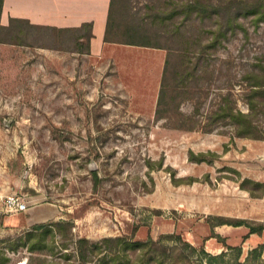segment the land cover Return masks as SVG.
Returning <instances> with one entry per match:
<instances>
[{"label":"rangeland","instance_id":"obj_1","mask_svg":"<svg viewBox=\"0 0 264 264\" xmlns=\"http://www.w3.org/2000/svg\"><path fill=\"white\" fill-rule=\"evenodd\" d=\"M114 11L166 48H104L117 75L73 48H36L54 45L41 32L0 44V264H79L80 239L105 237L130 243L124 264H264V229L246 225L264 226V102L257 138L210 115L225 99L248 112L264 0H117ZM12 195L27 209L9 211ZM105 251H87L85 264Z\"/></svg>","mask_w":264,"mask_h":264},{"label":"trees","instance_id":"obj_2","mask_svg":"<svg viewBox=\"0 0 264 264\" xmlns=\"http://www.w3.org/2000/svg\"><path fill=\"white\" fill-rule=\"evenodd\" d=\"M117 0H111L110 6L108 10V17H107V23H106V29L104 33V40L110 41V42H119V43H127V44H134V45H141V46H149V47H156V48H166L164 45L160 44L158 41H151L147 39L145 35L146 27L142 26H135L131 23L124 24L122 22L118 23V21L115 20V11H114V5ZM2 3L3 0H0V15L2 10ZM18 20L11 18L9 21V24L4 26L0 23V42H11L15 43L20 40L21 34L23 33V30L21 28L16 29V23ZM28 24V22H26ZM5 35V37H1V35ZM157 37H161L159 33L157 32L154 34ZM92 31H91V24L90 23H83L82 24V48H74L77 49V51L81 53H88L89 52V40L92 37ZM19 37V38H18ZM18 38V39H17ZM157 39V38H156ZM170 58L166 56L164 60L163 65V72L162 77L160 81V86L158 90V95L156 99V109H155V116L158 119L168 118L167 115H165V105L168 100V95L165 93V84H164V76L168 72L169 64H170ZM173 60V59H172ZM176 74V71L174 72ZM245 81L247 84V91L245 94V100L247 102L248 106V112H242L232 106H228L229 101L231 100H224L223 105L221 103L218 104L217 109L214 110L210 115L211 117H214L215 120L224 121L229 120L233 124V131L234 135L236 136H248L257 138L259 137L257 134H254L251 130L252 128V122H253V113L255 111V108L257 104L264 102V65H261L256 69V71H252L250 73H247L245 76ZM166 100V101H165ZM180 114V112H179ZM214 119H209V122L206 124V128H203L205 130H209L211 125L214 123ZM195 127V124L190 126V129ZM96 178V175L94 174V179ZM242 222L236 223V225L241 224ZM60 222H41L33 225V230H48L51 229L54 225H59ZM249 227V233H257L260 234L262 229H264V226H253L251 224H246ZM31 233H28V237ZM79 242H82V254L80 257L79 264H85L86 263V252L92 251L93 248L100 249L104 247L106 249L104 256V261L102 264H124L123 260L127 263V256H124L121 252H124L127 247L130 245V243H126L122 238L120 237H105L101 239L99 242L95 243H89V241L86 238L80 239ZM85 245H84V243ZM110 243V244H109ZM115 244L114 251L111 250V244ZM136 247L140 252V258L139 262L143 260V249H142V242H135L134 243ZM87 245V246H86ZM30 250H33L32 247H30ZM148 253V252H147ZM107 258V259H106ZM138 262V263H139Z\"/></svg>","mask_w":264,"mask_h":264},{"label":"crops","instance_id":"obj_3","mask_svg":"<svg viewBox=\"0 0 264 264\" xmlns=\"http://www.w3.org/2000/svg\"><path fill=\"white\" fill-rule=\"evenodd\" d=\"M111 0H3L0 23L9 24L11 18L18 20L16 29L21 28V37L41 32L54 45L36 48H82V24L90 23L92 37L89 40V55L111 61L119 75V67L112 57L105 58L104 48H146L148 46L110 42L104 40L108 10ZM28 22V24L26 23ZM51 36V37H50ZM23 44L22 40L0 42V44ZM3 47V46H2ZM94 48H97L94 50ZM156 48V47H155ZM128 68V67H127ZM126 68V69H127ZM120 85L129 93L126 83ZM158 95V93H157Z\"/></svg>","mask_w":264,"mask_h":264},{"label":"built area","instance_id":"obj_4","mask_svg":"<svg viewBox=\"0 0 264 264\" xmlns=\"http://www.w3.org/2000/svg\"><path fill=\"white\" fill-rule=\"evenodd\" d=\"M5 204L9 211H24L27 209V201L20 200L18 197L12 195L7 197Z\"/></svg>","mask_w":264,"mask_h":264}]
</instances>
